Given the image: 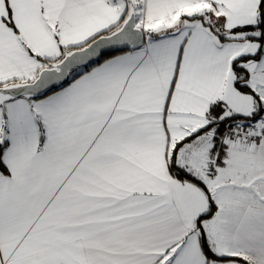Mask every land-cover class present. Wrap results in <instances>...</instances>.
<instances>
[{"label": "snow or ice", "instance_id": "6c2138e0", "mask_svg": "<svg viewBox=\"0 0 264 264\" xmlns=\"http://www.w3.org/2000/svg\"><path fill=\"white\" fill-rule=\"evenodd\" d=\"M0 264H264V0H0Z\"/></svg>", "mask_w": 264, "mask_h": 264}]
</instances>
